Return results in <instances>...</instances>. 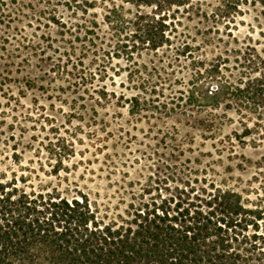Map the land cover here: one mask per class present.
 I'll use <instances>...</instances> for the list:
<instances>
[{
  "label": "rangeland",
  "instance_id": "rangeland-1",
  "mask_svg": "<svg viewBox=\"0 0 264 264\" xmlns=\"http://www.w3.org/2000/svg\"><path fill=\"white\" fill-rule=\"evenodd\" d=\"M218 2L194 4L208 14ZM108 6L100 0L1 1L0 182L15 181L28 194L61 195L65 179L83 174L91 181L94 174L101 196L113 197L101 205L110 217L130 191L137 196L134 178L183 182L208 195L235 193L253 208L264 196V110L239 115L234 108L189 103L192 59L174 46L130 59L113 56L117 38L104 19ZM183 28L194 59H227L230 82L241 76L235 59L246 47L264 60L260 7L244 9L229 30L201 16ZM218 86L214 81L208 90ZM107 181L123 187L121 197Z\"/></svg>",
  "mask_w": 264,
  "mask_h": 264
},
{
  "label": "trees",
  "instance_id": "trees-1",
  "mask_svg": "<svg viewBox=\"0 0 264 264\" xmlns=\"http://www.w3.org/2000/svg\"><path fill=\"white\" fill-rule=\"evenodd\" d=\"M100 1L110 5L106 7L104 19L108 26H114L117 38L113 56L130 59L134 53L142 50L157 51L164 46H174L178 55L192 59L194 79L189 103L210 109L221 106L234 108L239 115L246 112L258 116L260 110H264V60L255 50L246 47L240 52L241 56L235 62L237 67L242 68L241 76L237 81L230 82L224 73L227 59L216 57L210 62L194 59L195 47L187 41L190 37L183 28L184 21L191 20L193 16H201L205 21L215 26L221 25L226 30L235 28L244 9H264L259 2H255V6L245 3V0H229L227 5L218 2L208 14L192 3L188 8L178 6L176 11L168 10L157 20L158 9L152 8V0ZM124 5H130L134 11L126 10ZM214 81L219 86L213 92L208 90V86ZM198 89L201 91L199 97L196 95ZM209 93L215 97L214 101L208 96ZM248 135L250 133L245 134ZM218 193L210 196L216 201L212 211L222 208L213 217L219 225L220 251L236 249L234 264H242L244 259L249 264H264V196L258 198L253 208H247L239 195ZM58 195L28 194L19 190L15 181L0 182V196L4 197L0 200V264H162L158 252L146 254L141 244L129 247L118 241L114 233L99 237L90 235L88 240L71 228L63 237L49 234L47 221L42 219L40 210L49 196L55 199ZM207 203L211 204L212 200H207ZM114 219L121 217L117 215ZM198 225L211 226L208 220H202ZM174 243L175 247L169 251L174 253L175 259H171L170 264H233L218 260V253L198 248L196 244L189 247Z\"/></svg>",
  "mask_w": 264,
  "mask_h": 264
},
{
  "label": "snow or ice",
  "instance_id": "snow-or-ice-1",
  "mask_svg": "<svg viewBox=\"0 0 264 264\" xmlns=\"http://www.w3.org/2000/svg\"><path fill=\"white\" fill-rule=\"evenodd\" d=\"M75 2L79 3L80 0ZM255 2L264 6V0H245V3H253V6ZM192 3H197V0H191V3L189 0H152V8L158 9L156 19L160 20L162 13L166 15L168 10L176 11L178 6L181 9L191 7ZM219 3L227 5L229 0H219ZM208 96L215 100L211 93ZM63 182V193L55 199L49 196L40 210L42 219L47 221L49 234L63 237L71 228L79 232L84 240H88L90 235L99 237L114 233L118 241L128 244L129 247L141 244L146 254L158 252L162 264H170L171 259H175L174 253L169 251L175 247L174 241L189 247L196 244L198 248L218 253V260L231 261L233 264L235 262L236 249L220 251L222 243L218 240L219 225L213 217L221 212L222 208L218 207L212 211L216 201L203 189L198 193L191 185H185L183 182L154 184L153 181L142 183L140 179L134 178L132 183L136 185L137 196L132 199L130 191L129 199H121L120 203L116 204L118 213H112L110 217L107 212L101 210V205L108 206L113 197L101 196L102 190L95 186L94 174L91 181L84 180L82 174L78 180L73 177L71 181L65 179ZM106 184L116 189L113 193L115 197L122 196L123 187H118L113 181H107ZM189 197L195 198L194 202L190 201ZM2 199L4 197L0 196V200ZM209 199L212 200L211 204L207 203ZM117 214L121 219H114ZM202 220L210 221L211 226L200 227L198 222ZM117 229L119 231H116ZM242 264L249 262L244 259Z\"/></svg>",
  "mask_w": 264,
  "mask_h": 264
}]
</instances>
